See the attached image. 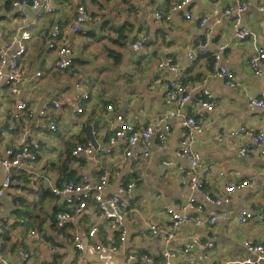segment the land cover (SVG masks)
<instances>
[{"label": "crops", "instance_id": "crops-1", "mask_svg": "<svg viewBox=\"0 0 264 264\" xmlns=\"http://www.w3.org/2000/svg\"><path fill=\"white\" fill-rule=\"evenodd\" d=\"M39 1L54 11L40 8L39 15L30 7L13 8V0H0V47L25 24L31 32L21 60L26 69L21 93L11 95L0 82V157L6 156L9 147L32 141L41 145L36 162L12 168L10 173L16 181L1 197L0 245L4 255L19 261L18 248L22 245L30 253L27 264H153L143 256L155 261L166 250L174 252L175 262L185 264L254 261L257 255L249 251L245 241L264 244V222L250 219L242 223L240 215L258 209L264 212V143L243 155L241 148L252 143L250 135L241 132L221 142L217 137L223 130L228 134L242 129L264 132V107L252 104L264 97V75H255L249 65L256 46L264 47V0H189L186 4V0ZM242 2L248 3L242 25L256 42L253 37L237 36L235 20ZM80 4L85 5L91 18L74 33ZM205 18L208 21L202 25ZM57 22L74 51L68 69L58 67V55L48 47L49 33ZM207 28L212 29V37L203 48L199 43ZM143 33L150 36L148 44L143 49L133 48V42ZM224 43L228 48L222 52L220 65L232 72L239 83L237 88L228 86L212 63ZM113 51L120 53L119 60L113 57ZM166 57L181 67V80L191 90L192 99L182 107L166 94L164 83L174 78L171 68L159 67V61ZM205 89L213 93L217 106L205 111L201 128L190 138L192 149L203 160L200 175L205 187L197 192L181 181L189 161L180 152L189 132L183 116L194 114L193 101L202 98ZM18 99L28 103L33 115L10 131ZM55 102L59 106L55 107ZM169 110H174L175 116L167 117L172 129L162 148L154 140L150 155L145 157L141 144L130 148L127 139L120 138L111 152H105L104 147L121 125L119 115L127 123L144 127ZM50 120L57 124L55 131L35 128L37 123ZM90 125L102 148L95 149L92 144L90 153L74 156L78 145L91 142ZM130 149L131 155H127ZM71 155L73 159L68 161ZM102 174L108 176L106 196L117 194L121 182L139 178L137 186L122 195L132 207L125 218L126 240L115 252L109 247L120 242L119 232L100 218L93 198L64 227H58L55 221L56 212L70 206L69 196L55 195L52 187L70 176L74 178L70 180L87 176L97 181ZM6 175L7 170L1 167L0 188ZM245 180L252 185L229 194L231 183ZM206 195L215 199L229 196L230 200L215 204ZM78 196L73 195L76 200ZM190 198L203 207L200 212L188 209L190 216L199 215L208 221L213 214L219 215L213 227L190 221L182 224L169 242L150 235V222L165 229L170 225L166 205L179 209ZM94 227L97 230L92 236ZM31 230H36L42 240L31 236ZM75 234L85 243L83 250L76 247ZM207 242L212 246L204 247ZM89 244L105 248L96 251ZM187 245L193 248L184 256ZM52 247L57 251L52 252ZM132 254L135 258L130 257Z\"/></svg>", "mask_w": 264, "mask_h": 264}, {"label": "built area", "instance_id": "built-area-1", "mask_svg": "<svg viewBox=\"0 0 264 264\" xmlns=\"http://www.w3.org/2000/svg\"><path fill=\"white\" fill-rule=\"evenodd\" d=\"M189 0L184 1L186 4ZM12 7H30L34 10L39 11L40 8H44L46 11L52 12L54 8L48 6L47 4L42 5L39 0H13ZM182 5L180 6V8ZM248 3L242 2L237 7V16L235 20V25L237 28V36L241 39H247L253 37L254 42H256L255 36H252V32L242 25V13L247 9ZM79 13L77 15V20L75 25L72 27V32L76 33L79 31V25L84 23L90 17L84 4L79 5ZM231 9H227V13H231ZM42 15V11L38 12ZM160 17V13H157ZM25 18H27V13H24ZM208 21L205 18L202 21V25ZM212 37V29L207 28L204 33V40L199 43L200 47H207L209 41ZM31 38V32L29 30V25L25 24L18 32L12 35L11 40L8 44L0 47V82L3 86L7 88L9 93L14 96H18L21 93V85L25 80L26 69L22 65L21 60L24 58L27 51V40ZM150 40V36L147 33H143L135 40L132 44L135 49H143L146 47ZM48 47L56 51L58 55V67L60 69H68L73 64L74 51L70 43L64 40L62 36L61 25L57 22L53 25L49 33ZM228 44H221L220 51L213 58V65L217 68V74L220 78L225 80L226 84L232 88H237L239 83L233 79V74L226 67L220 65V60L222 57V52L226 51ZM249 65L253 70L254 74L257 76L264 75V47L256 46V52L249 59ZM160 68H171L174 72V78L172 80L166 81L164 83L166 94L170 100H172L176 106L182 107L186 102L192 99L191 90L187 85H185L181 80L182 69L177 65L171 57H166L159 61ZM40 75V73H38ZM83 99H87V96H83ZM195 110L192 115H184V125L189 129L188 137H186L181 146L180 154L187 158L189 161L188 167L184 170V174L181 178L183 184L188 185L192 190L197 192H203L205 183L200 175V169L203 166V160L201 154L192 149L191 147V135L199 130L204 121L205 111L213 110L217 106V101L215 100L213 93L209 89L204 90V96L193 101ZM253 105L264 107V97L258 98L252 101ZM55 107L59 106L58 102H55ZM17 111L11 120L8 129L10 131L17 127V123L21 120H28L33 112L31 111L28 103L23 99H18L16 101ZM112 109V107H109ZM79 112L82 111L81 108L78 109ZM45 114V110L41 112ZM175 111L169 110L160 117L155 118L151 122L147 123L144 127H137L131 123L124 121L122 116H118L119 122H121L120 127L115 131L114 135L109 139V145L104 147L105 152H111L113 146L117 143L120 138H126L130 148L141 144L143 146V155L148 157L151 153L152 147L155 142L158 148H162L164 143L167 141L168 136L171 132V124L167 120V117H174ZM36 129H44L55 131L57 129V124L55 121L50 120L47 123H37L35 125ZM243 132L248 134L252 138V143L245 145L241 148V154L246 155L251 149H259L264 143V132L255 134L247 129H242L240 132H235L234 134H228L226 130L217 137L218 141H223L230 139L232 135ZM0 133V138H1ZM155 140V142H154ZM41 145L37 141H32L31 143L22 144L17 147H9L5 149L6 156L0 157V168L3 167L7 170V175L0 188V205L1 197L4 196L7 190L11 187L12 183L16 181V178L10 173L12 168L21 167L28 163L36 162L39 157ZM92 151V143L88 142L84 145H78L73 150L74 156H80V154H88ZM132 150L127 152V155H131ZM166 164H171V162H166ZM139 178L131 179L128 182H121L118 187V193L106 196L104 191L107 187L108 176L102 174L97 181H93L87 176H83L79 180H68L62 181L61 183L54 185L52 187V192L55 195H68V209H64L56 212L55 221L58 227H64L68 221L74 219V215L79 213L86 207L87 201L93 198L95 201V206L99 211V216L104 220L107 225L119 232V243L117 245L113 244L109 247L112 252L117 251L123 246V242L126 240V229H125V218L128 212L131 210L132 204L129 200L122 197L123 194L131 192L138 183ZM252 185L249 180L240 181L236 183H231L227 190L229 194H233L240 189L247 188ZM73 195H79L77 200ZM207 200L215 203L221 204L223 202H228L230 197L224 198H212L206 195ZM76 203V207L72 205ZM167 213L171 217V223L168 228H163L157 223L150 222L148 228L150 235L152 237L164 239L166 242L173 240L180 231L182 224L188 223L190 221H195L197 224L208 223L210 227H213L216 221L219 219L218 214H213L208 221L203 220L199 215L190 216L188 209L194 208L198 212L203 210L202 205L196 204L194 198H190L185 204H182L179 209H175L169 205L165 206ZM250 219H258L264 222V212L260 209L248 211L240 215V222L245 223ZM96 227L92 228L90 235H94L96 232ZM3 229L0 228V234ZM31 236H35L42 240L36 230L30 231ZM73 241L78 249L83 250L85 248V243L83 242L79 234L73 236ZM200 244V240H196ZM245 245L250 252L257 255V258L252 260H247L248 264H264V244L256 243L253 240H246ZM204 247L208 248L212 246V243L207 242L203 244ZM93 250L99 251L105 247L96 244H89ZM193 248V245H187L184 249V256L187 255ZM52 252H56L57 249L52 247ZM18 253L20 260L13 262L7 258L2 252L0 245V264H27L30 259V253L26 247L20 245L18 248ZM174 252L171 250H166L162 257L158 260H153L148 255H144L143 258L147 261H151L153 264H185L175 262ZM131 258H135L132 254Z\"/></svg>", "mask_w": 264, "mask_h": 264}, {"label": "water", "instance_id": "water-1", "mask_svg": "<svg viewBox=\"0 0 264 264\" xmlns=\"http://www.w3.org/2000/svg\"><path fill=\"white\" fill-rule=\"evenodd\" d=\"M88 135H89L91 142H92L95 149H100V147L102 148V146H99V144L96 142L95 136L93 135L92 125H90L88 128Z\"/></svg>", "mask_w": 264, "mask_h": 264}, {"label": "trees", "instance_id": "trees-1", "mask_svg": "<svg viewBox=\"0 0 264 264\" xmlns=\"http://www.w3.org/2000/svg\"><path fill=\"white\" fill-rule=\"evenodd\" d=\"M120 43H122V42H120ZM114 53V58L116 59V60H119L120 59V53H117V52H111V54H113ZM212 63H213V57H212ZM70 159H73V157H72V155L68 158V161L70 160ZM70 179H74L72 176H70V177H68L67 178V180H70Z\"/></svg>", "mask_w": 264, "mask_h": 264}, {"label": "rangeland", "instance_id": "rangeland-1", "mask_svg": "<svg viewBox=\"0 0 264 264\" xmlns=\"http://www.w3.org/2000/svg\"><path fill=\"white\" fill-rule=\"evenodd\" d=\"M111 107V106H110Z\"/></svg>", "mask_w": 264, "mask_h": 264}]
</instances>
